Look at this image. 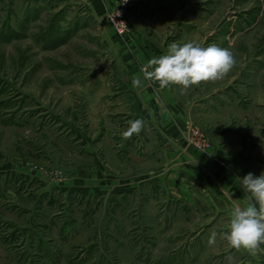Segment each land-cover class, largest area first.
Here are the masks:
<instances>
[{"label":"rangeland","instance_id":"1","mask_svg":"<svg viewBox=\"0 0 264 264\" xmlns=\"http://www.w3.org/2000/svg\"><path fill=\"white\" fill-rule=\"evenodd\" d=\"M91 5L0 0V264H264V245L253 253L219 235L237 206V186L222 174L231 163L194 156L189 172L172 164L168 143L154 153L150 141L143 157L139 144L133 156L119 141L133 85L105 28L128 40L134 25L128 9L130 32L120 36L110 9ZM176 13L173 41L215 44L235 58L221 79L180 94L181 138L205 156L219 147L242 177L260 175L264 0H178ZM197 129L206 150L190 141Z\"/></svg>","mask_w":264,"mask_h":264},{"label":"crops","instance_id":"2","mask_svg":"<svg viewBox=\"0 0 264 264\" xmlns=\"http://www.w3.org/2000/svg\"><path fill=\"white\" fill-rule=\"evenodd\" d=\"M89 1L97 13L100 10V14H104L105 8L110 9L117 3V0ZM177 4L178 0H135L129 13L135 33L131 35L128 40L116 36L114 32L111 31V28H105L107 29L105 38H108V40L112 42L110 51L114 48L117 50L120 61L128 70V75L131 80L137 75L143 80V73L141 72L142 66L147 64L150 58L164 54L170 43L176 42L178 44H183L187 42V40L184 39L173 41L172 37H170V31L173 29V22L175 17H177ZM182 16L183 20L187 18L186 13H183ZM188 27L189 25L184 24L181 27V32H187ZM128 82H130V80ZM127 88L129 90L124 92L125 97L124 100H122L123 103L121 102L123 110L129 114L126 113L129 120L141 119L143 121V127L139 133H133L131 136L124 135L121 137V140H119L121 143H132V146L130 145V148L127 149L130 155L134 156L137 150L134 146L138 144V148H141V156L146 157L147 151H149L152 145L150 141L155 142L153 147L154 153L156 151L158 152L160 148L159 145L163 143L166 145V143H168L165 153L173 158L172 164L178 167L181 162L183 166L185 165L184 168L186 170L193 172L192 169H190L193 165L188 164L190 162L189 159H193V157L196 156L202 160L203 163H207L209 161L208 157L219 154L220 157L222 156V160H224L225 163H231V170H228L225 174L223 169L222 174L223 176H228L229 181L237 186V205L246 206L249 203H254V201L250 199V194L244 192L241 188L240 179L242 176L237 169V161L232 162L228 156L216 146L208 150L207 156H205L198 152V150H193V147L186 146L183 138H181L180 127L188 119L186 107L183 106V99L180 96V94L185 92L182 86L172 85L162 89L159 87L158 83H144L140 87H134L129 84ZM136 94L140 96L138 97ZM129 126L130 123H127V125L123 127L128 129ZM162 128L165 129L166 133L160 131ZM173 137L181 142V145H179L180 148L174 147L175 139H173ZM134 149L135 152L133 151ZM111 152H113L112 149ZM223 157H225V159ZM246 168L250 169L248 165ZM160 172H162V169L154 174L150 173V175H145V177L139 180L152 181L158 178L157 175ZM237 173L240 174V179L236 177ZM232 176L234 177L233 180Z\"/></svg>","mask_w":264,"mask_h":264},{"label":"clouds","instance_id":"3","mask_svg":"<svg viewBox=\"0 0 264 264\" xmlns=\"http://www.w3.org/2000/svg\"><path fill=\"white\" fill-rule=\"evenodd\" d=\"M234 64L235 58L229 48L215 44L205 47L194 41L183 44L172 42L164 54L150 58L142 66L143 80L139 75L134 76L132 85L140 87L144 83H158L162 89L172 85L187 89L201 82L221 79ZM142 127L141 119L133 120L124 135L139 133ZM240 185L254 203L235 206L230 214L228 230L219 235L232 248L255 253L264 245V171L260 175L249 172L241 178ZM217 237L218 233L212 232L209 245H214Z\"/></svg>","mask_w":264,"mask_h":264},{"label":"built area","instance_id":"4","mask_svg":"<svg viewBox=\"0 0 264 264\" xmlns=\"http://www.w3.org/2000/svg\"><path fill=\"white\" fill-rule=\"evenodd\" d=\"M133 0H121L116 3L115 6L110 8V11L108 13V18L112 21L116 32L120 36L127 35L130 31L129 23L126 19V14L128 9L132 6ZM125 15V16H124ZM190 141L197 145L202 150H206L209 147V144L207 145V140L201 130L197 129L192 135Z\"/></svg>","mask_w":264,"mask_h":264}]
</instances>
